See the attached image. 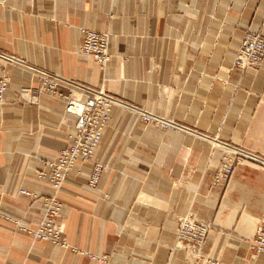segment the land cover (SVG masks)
Wrapping results in <instances>:
<instances>
[{
  "label": "crops",
  "instance_id": "0c3cea01",
  "mask_svg": "<svg viewBox=\"0 0 264 264\" xmlns=\"http://www.w3.org/2000/svg\"><path fill=\"white\" fill-rule=\"evenodd\" d=\"M81 28L110 34L104 70L82 52ZM247 31L264 35V0H0V50L176 124L114 106L93 159L77 162L59 194L64 244L35 239L16 221L36 229L40 204L19 189L50 194L38 170L67 147L77 118L62 97L40 92L31 102L23 90L39 88V75L7 66L0 264H189L174 249L178 219L189 213L211 224L209 257L264 264L253 246L264 210V63L234 65ZM233 149L261 161L236 164L214 185ZM96 162L106 168L92 187Z\"/></svg>",
  "mask_w": 264,
  "mask_h": 264
},
{
  "label": "built area",
  "instance_id": "2783aa9c",
  "mask_svg": "<svg viewBox=\"0 0 264 264\" xmlns=\"http://www.w3.org/2000/svg\"><path fill=\"white\" fill-rule=\"evenodd\" d=\"M84 35L82 52L92 56L104 70L111 61L108 45L111 40L109 33H100L87 28H81ZM264 63V35L247 31L239 46L234 65L241 70L247 68L259 69ZM15 65L25 67L39 75V88L24 87L23 92L28 94L31 102L40 92L62 97L66 103L65 110L76 116L77 120L72 131L68 134V145L59 154L43 162L38 170V177L50 187V194L41 195L26 189H19V194L30 197L33 202L40 204L41 219L36 229L16 221L18 228L30 233L35 239L49 240L57 245H63L65 224L62 221L63 202L59 198L66 177L74 169L77 162L91 161L99 146L104 131L109 123L112 108L116 105L127 106L139 112L147 123H153L163 128H175L176 124L165 120L158 114L128 106L124 102L107 93L103 89H94L68 81L56 74L30 66L23 58L0 50V111L9 92L10 80L6 67ZM68 85L70 90L61 94L58 88ZM260 162L261 159L248 154L242 149H233L225 152L221 158L220 167L213 179L214 185L226 184L231 178L236 164L246 160ZM106 168L102 162H96L89 178V185L97 187ZM211 224L197 218L193 213L181 216L178 219L176 243L174 249L185 253L189 264H220L216 258L209 257L204 251ZM257 253H264V210L253 243ZM101 259V258H99Z\"/></svg>",
  "mask_w": 264,
  "mask_h": 264
},
{
  "label": "rangeland",
  "instance_id": "374dc122",
  "mask_svg": "<svg viewBox=\"0 0 264 264\" xmlns=\"http://www.w3.org/2000/svg\"><path fill=\"white\" fill-rule=\"evenodd\" d=\"M251 32V31H250ZM255 33H258V32H255Z\"/></svg>",
  "mask_w": 264,
  "mask_h": 264
}]
</instances>
